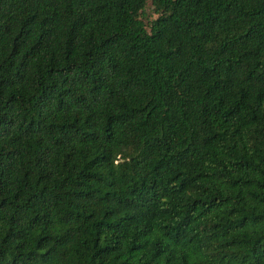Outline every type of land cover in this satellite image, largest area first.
Returning a JSON list of instances; mask_svg holds the SVG:
<instances>
[{"label":"trees","instance_id":"trees-1","mask_svg":"<svg viewBox=\"0 0 264 264\" xmlns=\"http://www.w3.org/2000/svg\"><path fill=\"white\" fill-rule=\"evenodd\" d=\"M0 264H264V0H0Z\"/></svg>","mask_w":264,"mask_h":264},{"label":"rangeland","instance_id":"rangeland-1","mask_svg":"<svg viewBox=\"0 0 264 264\" xmlns=\"http://www.w3.org/2000/svg\"><path fill=\"white\" fill-rule=\"evenodd\" d=\"M145 15L154 17L155 14L152 12L151 6L148 4L145 8Z\"/></svg>","mask_w":264,"mask_h":264}]
</instances>
